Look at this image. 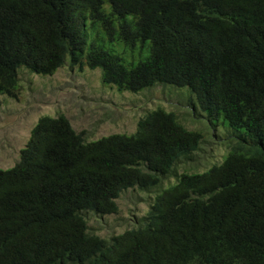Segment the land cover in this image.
I'll return each instance as SVG.
<instances>
[{
	"label": "trees",
	"instance_id": "trees-1",
	"mask_svg": "<svg viewBox=\"0 0 264 264\" xmlns=\"http://www.w3.org/2000/svg\"><path fill=\"white\" fill-rule=\"evenodd\" d=\"M68 57L124 91L189 86L208 121L243 130L221 164L179 173L204 138L173 111L94 141L41 117L0 168V264H264V0H0V95ZM135 187L156 193L141 224L92 233L87 213L118 212Z\"/></svg>",
	"mask_w": 264,
	"mask_h": 264
},
{
	"label": "rangeland",
	"instance_id": "rangeland-1",
	"mask_svg": "<svg viewBox=\"0 0 264 264\" xmlns=\"http://www.w3.org/2000/svg\"><path fill=\"white\" fill-rule=\"evenodd\" d=\"M91 31L87 30V34ZM90 40L91 37L88 36ZM121 44H116L117 47ZM110 45H108V48ZM119 53L118 49H114ZM149 53L130 51L127 60H138ZM18 98L0 95V168L8 169L20 160L21 149L29 140L32 128L43 116L64 114L72 127L85 131L88 141L112 134L132 135L138 121L159 107L176 113L189 129L203 134L201 148L181 159L178 172H203L224 161L227 142L242 131L229 126L222 117L206 118L189 86L178 88L171 84H156L138 92L120 90L103 81L101 68L73 64L70 57L52 75L20 69ZM176 177L165 180L164 186L176 183ZM165 187V188H167ZM161 189L157 194L162 192ZM155 192L129 188L117 199L118 212L98 215L87 213L89 230L109 238L141 224Z\"/></svg>",
	"mask_w": 264,
	"mask_h": 264
}]
</instances>
